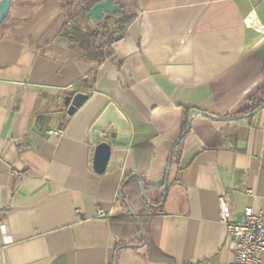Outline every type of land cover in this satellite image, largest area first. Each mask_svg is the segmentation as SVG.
I'll use <instances>...</instances> for the list:
<instances>
[{"label":"crops","instance_id":"obj_1","mask_svg":"<svg viewBox=\"0 0 264 264\" xmlns=\"http://www.w3.org/2000/svg\"><path fill=\"white\" fill-rule=\"evenodd\" d=\"M113 1L136 18L101 64L62 34L60 0H13L0 28V264H230L219 197L237 220L264 211V107L242 116L263 83L264 0ZM73 91L88 100L70 115ZM194 109L217 118L194 115L173 163ZM135 174L168 184L147 245L116 204Z\"/></svg>","mask_w":264,"mask_h":264},{"label":"trees","instance_id":"obj_2","mask_svg":"<svg viewBox=\"0 0 264 264\" xmlns=\"http://www.w3.org/2000/svg\"><path fill=\"white\" fill-rule=\"evenodd\" d=\"M102 1L105 0H60L61 7L66 16V23L64 29L62 30V34L68 36L74 44L78 45L86 52V55L89 58L95 60L98 64H101L114 54L112 45L116 41V36L120 35L121 38L124 37L130 24L136 18V14L130 8V3L118 2L116 4L121 5L123 9L122 11H117L114 14L106 12L100 19H88L87 14L91 8L96 3ZM3 25L4 23L0 26V28ZM262 82V85L259 87V93L251 94V105L243 111V114L247 115L248 113L258 109L261 110L260 108L264 105V77ZM77 86L78 88H85L84 86H86V88L93 87L87 81H81L77 84ZM78 92L79 91H73L72 93L75 95ZM190 115L186 116L184 120L182 133L188 127V119ZM233 115L234 114L230 115L228 118H237V115ZM183 140L184 138L179 144L176 143L174 145L173 163L176 159L178 160L182 154ZM130 176L131 175H128L127 178ZM132 180H137L139 184L138 187L142 198V207L139 212H136L133 209V205L129 203L130 201L124 192V189ZM166 185L168 187V184L166 183L159 185L153 184L150 181H147L143 175H140L139 177L132 176L128 182L124 184L123 192L121 191L117 197V206L127 209L128 213L134 217L133 221L135 222L138 232L135 240H138L140 244L147 245L150 241L148 233L150 218L155 214L163 212L165 198L167 195ZM130 208L134 210L133 213ZM135 242L136 241H134V243Z\"/></svg>","mask_w":264,"mask_h":264},{"label":"built area","instance_id":"obj_3","mask_svg":"<svg viewBox=\"0 0 264 264\" xmlns=\"http://www.w3.org/2000/svg\"><path fill=\"white\" fill-rule=\"evenodd\" d=\"M20 175L19 171H14ZM252 193V190L248 191ZM220 218L227 231V245L234 252L230 264H263L264 261V211L257 212L252 206H246L242 218H234L229 199L219 197ZM98 215H104L98 208Z\"/></svg>","mask_w":264,"mask_h":264},{"label":"water","instance_id":"obj_4","mask_svg":"<svg viewBox=\"0 0 264 264\" xmlns=\"http://www.w3.org/2000/svg\"><path fill=\"white\" fill-rule=\"evenodd\" d=\"M12 1L13 0H0V26L4 23V21L7 19L8 15L10 13ZM122 10L123 9H122L121 5L114 3L113 0H105V1H102L99 3H96L91 8L89 13L87 14V18L88 19H90V18L100 19L101 17L104 16V14L106 12L109 14H114L115 12L122 11ZM119 39H121V36L120 35L116 36V40H119ZM87 100H88V94L85 92H78L73 96H67L65 99V104L68 106V114H70V115L75 114L77 112V110L80 107H82L83 104ZM262 107L260 109H262ZM258 110L249 113V115H254L255 113L258 112ZM196 114L208 115V116H211L213 118H217L215 116H212L208 113L202 112V111L197 110V109L192 110L191 115H190L189 120H188V127L179 137L178 141L176 142L177 144H179L182 141V139L186 136V134H188L191 131L192 121H193L194 115H196ZM242 116H248V115H242ZM242 116H240V117H242ZM111 154H112V146L109 143L100 142L96 146L95 157H94V169L96 172L104 173L106 171L108 163L110 161ZM170 158L172 159V153H171ZM170 167H171V162L169 163V167L167 169L168 173L170 171ZM135 175L138 176V174H135ZM130 178L131 177H129L125 181V183L128 182V180ZM142 189H143V187H142ZM131 212L133 213L132 209H131Z\"/></svg>","mask_w":264,"mask_h":264}]
</instances>
